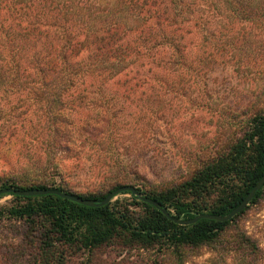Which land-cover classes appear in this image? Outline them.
<instances>
[{"label":"trees","instance_id":"16d2710c","mask_svg":"<svg viewBox=\"0 0 264 264\" xmlns=\"http://www.w3.org/2000/svg\"><path fill=\"white\" fill-rule=\"evenodd\" d=\"M216 1L0 0V92H10L19 99L26 91L41 105L50 122L53 117H68L61 108L72 116L90 109L77 100L83 95L104 98L113 95L111 88H115V93L123 91V103H127L126 96L141 89L161 92L198 61L195 51L203 50V55L207 52L210 44L203 37L207 17L211 13L221 16L224 10L219 3L213 10ZM218 2L230 4L228 9L237 19L256 16L253 11L240 9V0ZM203 55L200 61L205 60ZM101 109L107 113L110 107L102 105ZM112 117L116 122V115ZM91 129L103 136L114 135L109 128L104 132L103 127L89 128L85 122L70 140L80 141L81 135H88ZM263 177L264 113L252 116L243 135L224 154L202 165L185 182L160 192L144 193L137 188L159 208L130 192L122 194L132 197L127 207L113 202L88 207L57 195L7 194L0 198L12 196L17 203L0 208V220L7 217L26 224L21 258L33 259L32 264H66L69 251L93 252L113 244L144 249L165 246L178 253L185 247H214L220 243L250 205L261 201L264 187L229 222L200 220L182 226L176 220H191L202 214L226 216ZM55 184L25 187L8 180L0 190H59L100 203L122 187L107 193L78 195ZM164 209L172 219L163 213ZM234 244V254L241 264H257L262 251L252 238L240 233Z\"/></svg>","mask_w":264,"mask_h":264},{"label":"rangeland","instance_id":"374dc122","mask_svg":"<svg viewBox=\"0 0 264 264\" xmlns=\"http://www.w3.org/2000/svg\"><path fill=\"white\" fill-rule=\"evenodd\" d=\"M240 1V9L256 16L237 19L230 4L217 0L213 10L219 4L224 10L221 16L207 17V52L195 51L198 61L161 92L141 89L126 96L127 103L123 91L115 93V88L104 98L83 95L77 100L90 109L72 116L61 108L68 117H53L51 122L26 91L21 102L18 95L0 92L5 96L0 100V187L14 180L25 187L56 182L53 186L63 185L78 195L128 185L144 193L160 192L185 182L224 154L243 135L251 117L264 113V0ZM201 55L205 60H199ZM102 105L110 107L109 112H102ZM85 122L89 128H109L114 135L91 129L89 136L83 133L80 141L72 142ZM112 202L127 207L132 197L121 194ZM16 203L12 196L0 198V208ZM26 230L24 222L0 220V264H32L33 259L21 258ZM240 233L259 245L262 257L257 264H264V196L214 247H185L176 253L165 246L113 244L93 252L69 251L66 264H241L234 254Z\"/></svg>","mask_w":264,"mask_h":264},{"label":"water","instance_id":"95a60500","mask_svg":"<svg viewBox=\"0 0 264 264\" xmlns=\"http://www.w3.org/2000/svg\"><path fill=\"white\" fill-rule=\"evenodd\" d=\"M264 187V177L257 183V185L254 187V189L250 192V194L246 197V199L236 208L234 209L230 214L226 216H219V215H214V214H202L196 216L194 219L191 220H186V221H181V220H176V223L182 226H189L196 224L200 220H212V221H217V222H229L232 219H234L236 216L241 214L252 202V200L255 198L257 193ZM125 192H130L133 194L135 197H137L140 201H143L145 203H148L156 208H159V204L152 199H149L145 197L141 192L137 190L134 186H122L112 192L108 197L102 201V202H96L93 200H88V199H83L81 197L71 195L69 193H64L59 190H51V189H46V190H41V189H32V190H16L13 188H8V189H2L0 190V196L2 195H7V194H15L21 197H39V196H45V195H57L59 197H62L64 199L70 200L72 202L88 206V207H102L110 202L112 200L125 193ZM163 213L169 218L172 219L170 214L168 213L167 210H162Z\"/></svg>","mask_w":264,"mask_h":264}]
</instances>
